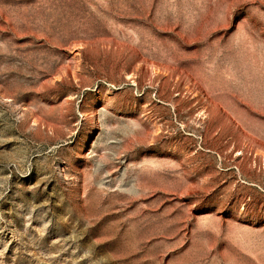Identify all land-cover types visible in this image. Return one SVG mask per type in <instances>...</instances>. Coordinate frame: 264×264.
I'll return each instance as SVG.
<instances>
[{"label":"rangeland","instance_id":"obj_1","mask_svg":"<svg viewBox=\"0 0 264 264\" xmlns=\"http://www.w3.org/2000/svg\"><path fill=\"white\" fill-rule=\"evenodd\" d=\"M0 264H264V0H0Z\"/></svg>","mask_w":264,"mask_h":264}]
</instances>
